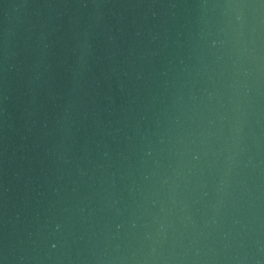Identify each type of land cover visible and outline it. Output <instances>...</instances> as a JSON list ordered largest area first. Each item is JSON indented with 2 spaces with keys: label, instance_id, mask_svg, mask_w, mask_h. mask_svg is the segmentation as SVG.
Listing matches in <instances>:
<instances>
[{
  "label": "water",
  "instance_id": "1",
  "mask_svg": "<svg viewBox=\"0 0 264 264\" xmlns=\"http://www.w3.org/2000/svg\"><path fill=\"white\" fill-rule=\"evenodd\" d=\"M0 264H264V0H0Z\"/></svg>",
  "mask_w": 264,
  "mask_h": 264
}]
</instances>
